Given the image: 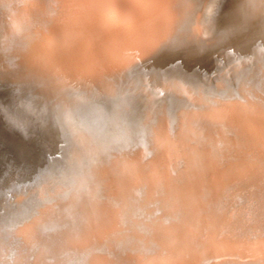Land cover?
<instances>
[{
  "label": "rangeland",
  "instance_id": "obj_1",
  "mask_svg": "<svg viewBox=\"0 0 264 264\" xmlns=\"http://www.w3.org/2000/svg\"><path fill=\"white\" fill-rule=\"evenodd\" d=\"M174 1L175 27L169 35L145 53L149 52L147 58L143 55L126 69L118 68L111 79L105 80L107 84L101 83L103 86L79 82L68 89L49 88L42 80L24 73L16 56L0 42V71L31 97V101L17 100L15 104L28 107L48 131L53 130L50 145L58 151L54 168L18 192L17 197L23 200L9 205L7 216L0 217V264H131L158 253L156 222L162 227L178 225L182 236L188 234L184 231L195 213L192 204L171 214L157 198L151 197L153 200L148 202L135 193L130 196L131 206L126 207L127 200L115 190L116 183L131 189V183L121 174L128 169L125 161L137 160L142 167L147 164L153 152L152 130L157 124L163 123L173 135L188 124L195 126V112L217 107L218 102L248 101L264 108V0ZM42 13L49 14L47 10ZM197 20L202 30L194 29ZM5 31L7 36L12 32L9 28ZM10 116L24 128L21 120ZM194 136L188 141L195 142ZM179 168L176 184L185 185L182 190L189 193L193 188L186 185L189 173L182 174ZM252 191L248 190L249 197ZM245 204L248 202L242 204L243 212L249 209L246 212L254 214V227L264 236V205L257 215L258 211L245 209ZM225 207L224 214L230 205ZM104 214L118 217L116 237L111 238L112 243L91 238L88 249L82 236L92 225L97 226L101 222L97 218ZM25 226L30 227L28 239L20 230ZM188 237H179V241ZM213 249L200 264H248L254 259H225L218 255L219 249Z\"/></svg>",
  "mask_w": 264,
  "mask_h": 264
},
{
  "label": "bare ground",
  "instance_id": "obj_2",
  "mask_svg": "<svg viewBox=\"0 0 264 264\" xmlns=\"http://www.w3.org/2000/svg\"><path fill=\"white\" fill-rule=\"evenodd\" d=\"M174 2L0 0V42L16 56L24 73L42 80L49 88L63 90L70 85L77 86L79 82L103 86L101 83L111 79L118 68L131 66L132 60L150 52L157 42L169 35L175 24ZM44 10L49 14H43ZM49 20L54 24L50 25ZM195 25V30H202L199 20ZM5 28H9L12 34L5 35ZM259 106L248 101L218 102L217 107L208 106L196 111L195 126L188 124L173 135L163 123L154 125L152 157L144 167L137 160L125 161L128 169L121 174L132 187L128 191L124 183H116L115 190L127 200L124 202L126 207L131 206V197L135 193L148 202L157 198L161 207L171 214L179 212V207L183 208L185 204H192L195 213L192 212L188 224L183 222L187 225L184 232L188 234L182 233L185 237L194 236L179 241L183 236L178 225L162 227L156 222L158 253L155 252L153 257L135 259L131 264H200L211 255L213 248L219 249L215 251H220L218 255L223 258L251 256L254 259L248 264L257 263L255 260L264 262L263 233L254 227L256 221L251 218L254 214L246 212L249 209L243 212L241 208L246 201L245 209L249 207L258 211L257 215L264 210L260 211L264 205V108ZM191 135H195V142L188 141ZM179 167L181 172L189 173L186 185H192V192L195 190L193 197L191 191L182 190L185 185L179 187L176 184L180 177ZM247 189L254 192L251 193L253 198L249 197ZM225 205L230 207L224 214ZM106 215H103L104 219L98 217L97 221L101 222L95 227L92 223V229L83 234L88 249L91 238L99 243H110L111 238L116 237L117 229L114 228L119 227L118 217ZM29 228L20 229L27 239Z\"/></svg>",
  "mask_w": 264,
  "mask_h": 264
},
{
  "label": "water",
  "instance_id": "obj_3",
  "mask_svg": "<svg viewBox=\"0 0 264 264\" xmlns=\"http://www.w3.org/2000/svg\"><path fill=\"white\" fill-rule=\"evenodd\" d=\"M20 86L0 71V217L7 216L9 205L23 200L17 197L18 192L53 169L57 161L58 151L50 145L53 130L48 131L43 122L30 114L28 107L15 104L17 100L31 101ZM11 114L22 121L24 128L17 125Z\"/></svg>",
  "mask_w": 264,
  "mask_h": 264
}]
</instances>
